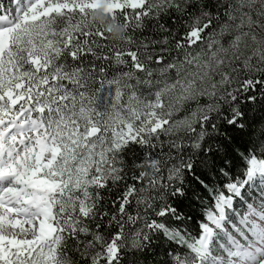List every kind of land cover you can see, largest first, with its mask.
<instances>
[{
	"label": "snow or ice",
	"instance_id": "snow-or-ice-1",
	"mask_svg": "<svg viewBox=\"0 0 264 264\" xmlns=\"http://www.w3.org/2000/svg\"><path fill=\"white\" fill-rule=\"evenodd\" d=\"M0 264H264V0H0Z\"/></svg>",
	"mask_w": 264,
	"mask_h": 264
},
{
	"label": "trees",
	"instance_id": "trees-1",
	"mask_svg": "<svg viewBox=\"0 0 264 264\" xmlns=\"http://www.w3.org/2000/svg\"><path fill=\"white\" fill-rule=\"evenodd\" d=\"M3 2L7 4L8 0H3ZM96 19L98 23L101 22V17L99 15L96 17ZM119 34L120 33L118 30L113 29L112 35L114 37H118ZM204 196H207V193H205ZM202 200H203V197H202ZM209 206L210 205L207 200H203V203H202L201 200H196L195 198H191L189 201L186 202L185 211L188 212L192 217L187 227L189 228L190 231L193 232V234L196 233L198 223L200 222L201 219H203V213H204L205 208Z\"/></svg>",
	"mask_w": 264,
	"mask_h": 264
}]
</instances>
